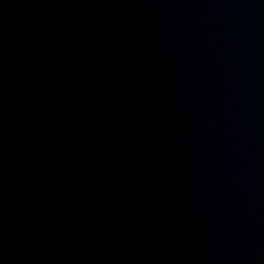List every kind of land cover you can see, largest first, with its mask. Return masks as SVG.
Returning <instances> with one entry per match:
<instances>
[{
    "label": "water",
    "instance_id": "water-1",
    "mask_svg": "<svg viewBox=\"0 0 264 264\" xmlns=\"http://www.w3.org/2000/svg\"><path fill=\"white\" fill-rule=\"evenodd\" d=\"M0 264H264V0H0Z\"/></svg>",
    "mask_w": 264,
    "mask_h": 264
}]
</instances>
